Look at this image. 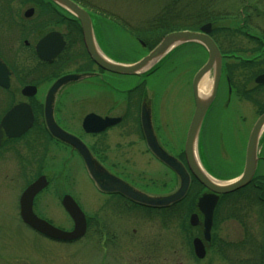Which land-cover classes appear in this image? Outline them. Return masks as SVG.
Masks as SVG:
<instances>
[{
  "label": "rangeland",
  "instance_id": "374dc122",
  "mask_svg": "<svg viewBox=\"0 0 264 264\" xmlns=\"http://www.w3.org/2000/svg\"><path fill=\"white\" fill-rule=\"evenodd\" d=\"M84 1L87 6L75 3L90 13L93 38L101 54L104 47H108L112 51L109 59L128 63L139 60L148 53L145 45L141 44L143 42L138 41L127 29L142 27L154 14L159 13L164 0ZM205 1L209 12L228 14V17L219 19L214 26L229 31L219 35L223 48L241 50L238 55L247 57L248 54L244 53L253 45L235 34L234 29L241 14L248 15L251 31L257 32L252 28L264 30V0ZM181 7L178 6L180 9ZM192 11L190 8L189 12ZM104 13L112 14L126 27L114 29ZM206 59L207 55L200 45L184 44L142 74L153 70L149 75L123 77L128 90L139 85V90L151 100L152 125L158 143L175 157L184 154L185 137L194 109L191 82ZM250 73L241 69L234 71L238 87L243 86L245 90L254 87L253 80L243 84L251 76ZM115 77L113 85L120 79ZM211 85L212 71L202 78L199 88L208 94ZM251 97L256 103L251 99L238 97L235 93L231 95L230 92L228 95V89L222 85L203 119L195 152L202 170L216 181L231 180L242 172L248 135L259 116L258 108L264 106V89L252 93ZM86 106L84 104L80 110L81 114ZM125 143L127 146L123 148L115 146V142L109 143V157L114 163L133 176L142 172L159 174L158 181L155 177L159 183L149 191L151 193L171 192L177 187V184H169V178L165 176L162 167L153 164L137 133L128 136ZM257 156L264 159V130L258 141ZM258 167L257 175L264 173L263 163H259ZM4 173L7 175L0 172V264H259L258 242H262L260 239L264 240V222L261 211L258 212L253 203L254 193L251 187L220 200L210 232L212 243L206 249L205 257L198 260L193 255L191 241L200 237L201 228L188 224L189 216L196 213L195 203L185 215L176 206L174 218L170 221L164 214L161 215L166 219L160 217V214L146 212H131L124 215L122 220L112 215L109 220L113 222L119 219L116 221L123 231L115 229L119 233L114 238L101 237V234L95 233L94 226L88 223L85 235L80 240L71 244L57 243L37 234L20 221L16 201L24 184L16 181L8 183V177L12 173L5 169ZM78 179L82 189V210L87 218L92 216L95 209L100 217L106 212L110 213L111 209L113 211V208L104 205L103 197H92L94 192L89 188L82 172ZM203 192L195 184L189 189L190 197L195 202ZM47 211H51V223L55 227L63 231L72 230L71 222L58 208H45L44 215ZM198 219L201 222L200 215ZM132 230L136 231L135 234H132Z\"/></svg>",
  "mask_w": 264,
  "mask_h": 264
},
{
  "label": "flooded vegetation",
  "instance_id": "af4514ba",
  "mask_svg": "<svg viewBox=\"0 0 264 264\" xmlns=\"http://www.w3.org/2000/svg\"><path fill=\"white\" fill-rule=\"evenodd\" d=\"M102 54L109 58L112 51L104 47ZM76 75L89 76L55 87L62 78ZM114 76L91 60L79 22L57 3L52 0H0V172L5 174V169L12 173L8 183L16 181L24 184L17 196L18 214L24 190L41 180L44 187L32 198V212L51 225V211L45 215L43 212L45 208L56 207L73 227L62 205L67 197L82 211L86 224L94 226L95 233L104 238H114L118 230L122 231L116 220H122L124 215L131 212L160 214V217L164 214L168 221L174 218L176 204L165 208H150L134 203L119 193L98 189L77 151L56 137L53 128H50L54 126L81 141L102 171L130 187L148 196H165L174 192L176 186L171 192H149L158 185L159 174L142 172L133 176L110 159L109 143L115 142V146L126 147L128 136L137 133L153 164L163 168L169 184L178 185L176 175L148 150L145 143L140 112L142 104H145L150 110L152 124L151 100L139 90V85L128 90L123 81L124 76H116V79H120L113 85ZM84 104L87 106L81 114ZM88 115L118 121L101 131L89 132L83 128V121ZM89 128H97L96 123ZM163 150L187 170L184 154L183 157H175ZM259 163L264 165V159H258L254 176L256 179H252L249 184L252 183L253 203L258 212L261 211L264 222V173L257 175ZM81 172L94 192L92 197H103L104 205L113 208V211L111 209L110 213L104 214V221L96 209L90 218L82 210V189L78 179ZM220 200L221 196L214 209L213 221ZM112 215L119 219L112 222L109 220ZM135 232L132 230V234ZM260 241L258 254L262 255L264 240ZM211 243L212 238L204 242L205 249Z\"/></svg>",
  "mask_w": 264,
  "mask_h": 264
},
{
  "label": "water",
  "instance_id": "95a60500",
  "mask_svg": "<svg viewBox=\"0 0 264 264\" xmlns=\"http://www.w3.org/2000/svg\"><path fill=\"white\" fill-rule=\"evenodd\" d=\"M68 13L73 15L80 24L82 38L91 60L103 71L116 76H139L154 64L166 56L171 50L184 44H197L204 48L207 54L205 63L194 74L191 87L193 92L194 110L190 124L185 137L184 159L186 168L174 157L168 155L158 144L153 131L150 118V110L145 104H142L140 112V124L148 150L167 168H169L178 179L177 189L165 196H148L124 183L123 181L107 174L95 163L89 151L84 144L73 136L63 133L58 128H53L54 135L64 143L74 148L82 158L86 170L98 189L107 193H119L130 201L150 208H165L171 204L180 202L186 195L192 176L199 185L207 192L201 194L195 203L196 213H192L188 218V224L191 227L201 226V238H193L191 241L193 254L196 259L201 260L205 256L204 242L210 241V231L213 221V212L219 196L231 194L248 185L254 175L257 164L258 141L261 132L264 130V113H262L254 122L248 135L243 169L240 175L228 181H216L206 176L200 165L196 162L194 156V147H196L199 131L205 117V114L214 101L222 68V56L209 36L212 25L206 23L198 31H176L165 35L160 42L149 51L144 57L131 64L117 63L98 53L94 44L92 33V24L88 13L71 0H52ZM150 68L141 71L148 63L152 62ZM212 71V85L206 98L199 96V85L202 78ZM89 75L67 76L59 80L55 87L64 85L71 81L82 80ZM253 83L255 85H264V73L257 75ZM230 93V88H228ZM117 119H100L94 115H88L83 121V128L89 132H98L105 127L117 123ZM97 128L90 130L89 127L95 125ZM210 177V176H209ZM44 187L41 180H37L29 185L20 197L19 217L21 222L37 234L59 243H71L85 235L86 220L84 214L78 206L69 197L65 198L62 205L68 216L71 218L73 227L71 231H63L39 219L32 212V198ZM198 215L202 217L199 222Z\"/></svg>",
  "mask_w": 264,
  "mask_h": 264
},
{
  "label": "trees",
  "instance_id": "16d2710c",
  "mask_svg": "<svg viewBox=\"0 0 264 264\" xmlns=\"http://www.w3.org/2000/svg\"><path fill=\"white\" fill-rule=\"evenodd\" d=\"M74 2L82 3L86 5L84 0H72ZM205 0H164L162 5V9L159 13L154 14L150 18L148 22H146L142 27L136 26L135 28L127 29L128 32H131L133 36L138 40L144 43L145 51L149 52L153 49L160 40L167 34L175 31H198V29L206 24L211 23L212 30L209 34L211 39L216 44L221 56H222V68H221V82L219 84L218 92L221 91L222 85L225 89L230 87L231 95L235 93L236 96L242 97L243 99L255 101L251 94L256 92L257 90L264 89V85H254V87L250 90H245L244 87H238L235 79H234V71L237 69L246 70L251 72V76L244 81V85L251 80H253L257 75L264 73V30H257L256 28H252L254 31H251V28L248 26V15L242 16L240 14V21L237 22V27L234 29V33L242 36L247 39L250 43H252L253 47L246 51L244 54H248L247 57H242L238 55V52L241 50H231L224 49L223 43L220 38L221 32H229L227 29L215 28V24L219 19L228 17V14H214L208 11V7L206 5ZM178 6H182L181 9L184 11H180L181 9ZM193 9L190 13L189 9ZM247 7H244L246 9ZM180 9V10H179ZM105 17L108 18L109 24L114 29H124L126 27L125 24L120 23L118 18L114 17L112 14H105ZM110 25V26H111ZM250 29V30H249ZM197 45V44H196ZM202 48V47H201ZM203 49V48H202ZM204 50V49H203ZM114 58V57H113ZM229 61H233L229 63ZM133 62V61H130ZM129 63V62H128ZM255 71V72H254ZM153 72V70H151ZM151 72L145 74L144 76L149 75ZM217 92V94H218ZM256 103V102H254ZM260 106V105H258ZM258 111V115L264 113V106H260ZM221 178H223L221 176ZM256 177L253 178V181ZM195 184L202 188L195 179H191L190 187ZM252 184V183H251ZM251 184L246 186L245 188L234 192L232 194L224 195L221 199H226L230 196L240 193L243 190L251 187ZM189 187V189H190ZM195 203L194 198L190 197L189 190L186 196L176 204V206L181 210L183 215L190 212V207ZM181 215V214H180ZM180 219V216H177ZM181 220V219H180ZM183 221V219H182ZM260 259L257 263L264 264L263 254L259 255Z\"/></svg>",
  "mask_w": 264,
  "mask_h": 264
},
{
  "label": "bare ground",
  "instance_id": "6f19581e",
  "mask_svg": "<svg viewBox=\"0 0 264 264\" xmlns=\"http://www.w3.org/2000/svg\"><path fill=\"white\" fill-rule=\"evenodd\" d=\"M94 44H95V46H96V42H95V41H94ZM96 49H97L98 53H100V51L98 50L97 46H96ZM100 54H101V53H100ZM101 55H102V54H101ZM102 56H103V55H102ZM152 64H153V61L150 62V63H148V65H146L141 71L143 72V71L147 70L148 68L151 67ZM208 94H209V93H208ZM208 94L203 93L202 90H201V87L199 88V96H200L201 98H206V97L208 96ZM194 156H195V160H196V162L198 163L197 156H196V152H195V147H194ZM198 164H199V163H198ZM204 173H205V172H204ZM206 176H207L208 178L212 179V178L209 177L207 174H206Z\"/></svg>",
  "mask_w": 264,
  "mask_h": 264
}]
</instances>
